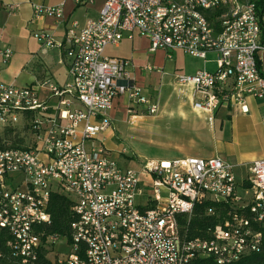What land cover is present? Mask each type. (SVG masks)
<instances>
[{
    "label": "built area",
    "instance_id": "built-area-1",
    "mask_svg": "<svg viewBox=\"0 0 264 264\" xmlns=\"http://www.w3.org/2000/svg\"><path fill=\"white\" fill-rule=\"evenodd\" d=\"M93 1L72 0L77 6ZM0 2L10 14L20 8ZM195 5L222 12V19L189 23L182 0H105L97 20L84 28L74 22L61 42L35 33L44 49L63 53L65 86L6 84L2 73L13 50L0 47V231L10 237V264H189L198 258L236 264L261 252L264 159L247 166L239 186L235 166L219 157L150 160L135 170L122 167L98 140L115 130L109 112L121 95L150 115L159 112L133 84L131 61L105 55L108 46L136 34L148 39L151 53L181 51L207 64L216 55V71L174 80L211 123L222 109L247 114L249 98L264 100V0H233L232 24H224V11L207 0H190ZM32 7L37 20L65 18L63 5ZM5 133L14 140H5ZM54 194L73 203L65 235L46 231ZM200 206L216 224L206 236L189 238L181 220L189 223Z\"/></svg>",
    "mask_w": 264,
    "mask_h": 264
},
{
    "label": "crops",
    "instance_id": "crops-1",
    "mask_svg": "<svg viewBox=\"0 0 264 264\" xmlns=\"http://www.w3.org/2000/svg\"><path fill=\"white\" fill-rule=\"evenodd\" d=\"M10 2L19 4L20 8L15 14H10L0 2V47L8 46L13 50L11 63L4 69L6 72L2 77L3 81L14 78L12 77L14 75L16 79L21 73L28 71L35 80L31 85L48 81L63 86L65 80L58 78V72H56V70L65 71V73L67 71L66 76L68 77L67 62L63 53L57 49H44L43 47L36 52L39 41L34 35L37 32H45L55 42H61L74 22L79 28H84L88 22L97 20L105 0H94L91 4L84 6H77L72 0H10ZM32 5L46 7L63 5L65 18L62 21L49 17L37 20L34 18ZM136 35L132 40L124 39L117 47L108 46L105 49V55L131 61L130 74L133 84L141 88L143 94L152 103L159 106V112L156 115H150L147 107L134 104L127 95H121L115 99L113 108L109 112V118L115 130L100 135L98 140L113 153L122 167H127L125 163L131 161L129 157L123 155L124 139L131 137L134 132H142L155 127L154 124L164 117H177L178 120L186 123L185 131L191 130V137H195V140L203 144H210L213 149L210 152V158H221V153L230 150L232 145H239L250 139L258 149L253 153L243 154L244 160L239 164L240 167L247 170L250 163L264 159L263 99L249 98L247 114H243L238 108L222 109L211 123L208 115L198 114L193 110L192 96L189 91L179 89L175 82L167 83L165 79L168 76L165 69L169 61L174 62L172 70L180 71L183 75H193L199 70H207L206 66L209 63L187 56L181 51H175L170 57L164 51L151 53L148 39ZM41 54H48L46 61ZM148 67L151 70H148ZM260 67L264 75V55ZM67 83H70L69 77ZM171 85L175 88L169 95L164 94L165 88ZM188 125L190 127H187ZM199 153L194 142L190 140L189 148L188 146H174V152L166 155L170 158L162 160L202 158L193 156Z\"/></svg>",
    "mask_w": 264,
    "mask_h": 264
},
{
    "label": "rangeland",
    "instance_id": "rangeland-1",
    "mask_svg": "<svg viewBox=\"0 0 264 264\" xmlns=\"http://www.w3.org/2000/svg\"><path fill=\"white\" fill-rule=\"evenodd\" d=\"M137 36V35H136ZM42 44L39 42L37 44L36 52L42 49ZM41 57L46 61L48 54H41ZM216 59L215 54H210L208 56V61L210 62L206 67L210 72L216 71V64L214 60ZM174 62L169 61L165 72H168V76L165 78L167 83L175 80L176 74H181L180 71L172 70ZM6 70L3 71V75ZM57 77L65 80L63 86L66 85L68 77L66 76L67 71H58L56 70ZM177 72V73H174ZM14 78L10 80H4L6 84L15 85L18 87H25L26 85H31L35 82L34 78L30 76L28 71L21 73L18 78L15 75ZM175 88L174 85H171L169 88H165L166 92L164 94L169 95L172 89ZM192 117V116H191ZM191 119V118H190ZM186 123H183L181 120H178L177 117H164L160 118L154 125L155 127L149 128L142 132H134L131 137L124 139L125 147L127 148V157L131 160L126 162L125 165L129 168L138 170L141 164L150 160H162L170 157L166 155H171L174 152V146H185L189 148V141L194 142L195 148L200 151L199 154H194L193 156H198L202 158H210L211 151L213 150L210 144H203L198 140H195V137H191V130H187ZM187 127H190L189 125ZM228 147V146H226ZM258 147L255 146L254 142L250 139L244 141L243 143L237 145L234 144L230 147V150L221 153V158L230 162L231 164H236L235 167V177L239 186H242L243 181L247 179V170L244 167H240V163L243 162V154L253 153L257 151ZM238 195L241 198H248V193L242 189H238ZM136 202L144 205L145 200L143 198H136Z\"/></svg>",
    "mask_w": 264,
    "mask_h": 264
},
{
    "label": "trees",
    "instance_id": "trees-1",
    "mask_svg": "<svg viewBox=\"0 0 264 264\" xmlns=\"http://www.w3.org/2000/svg\"><path fill=\"white\" fill-rule=\"evenodd\" d=\"M5 140H14L11 134L5 133ZM17 137V136H16ZM72 200L62 194H54L50 201L49 212L51 214V224L46 228L48 234H68L71 223ZM205 206L197 207L195 215L189 223L181 220V225L185 227L187 236L194 238L206 236V231L215 226L213 218L204 215ZM264 235V227L261 229ZM10 237L4 231H0V264H10L7 256V243ZM189 264H217L211 258H198ZM236 264H264V244L260 253L249 256Z\"/></svg>",
    "mask_w": 264,
    "mask_h": 264
},
{
    "label": "bare ground",
    "instance_id": "bare-ground-1",
    "mask_svg": "<svg viewBox=\"0 0 264 264\" xmlns=\"http://www.w3.org/2000/svg\"><path fill=\"white\" fill-rule=\"evenodd\" d=\"M207 5H215L217 11H224V24L233 23V15L235 13L233 0H207ZM182 7H187L189 23H196V19L209 20L212 15L213 20L222 19V12L213 13V8H208L207 6L202 5L190 6V0H182Z\"/></svg>",
    "mask_w": 264,
    "mask_h": 264
}]
</instances>
